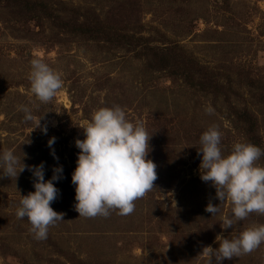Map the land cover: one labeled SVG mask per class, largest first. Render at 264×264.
<instances>
[{
    "label": "rangeland",
    "instance_id": "374dc122",
    "mask_svg": "<svg viewBox=\"0 0 264 264\" xmlns=\"http://www.w3.org/2000/svg\"><path fill=\"white\" fill-rule=\"evenodd\" d=\"M31 2L27 11L18 0H0V150L11 149L25 165L43 161L45 180L54 166L63 167L50 204L63 220L48 227L46 238H34L27 219L15 215L21 196L34 191L32 174L26 167L17 178L0 179V264H71L55 255L57 247L90 264H216L201 253L205 246L218 247L217 235L231 238L264 224V215L253 212L221 228L231 204L221 203L210 182L201 181L197 155L199 136L211 125L221 133L225 155L234 143L249 141L237 125L244 131L255 124L264 146V0ZM39 3L48 7L38 12L40 20L30 19V8H43ZM88 27L106 32H69ZM126 34L128 41L144 39L131 50L124 44ZM175 42L224 71L218 94L212 84L187 85L190 78L175 68L174 76L165 73L170 63L161 60H172ZM146 45L151 50L143 49ZM33 58L62 80L47 103L30 91ZM19 105L30 108L32 121L23 119ZM114 105L130 121H141L151 136L148 158L156 164L157 178L130 214L111 210L107 217L78 218L71 183L79 151L74 141L83 139L79 127L94 110ZM237 114L241 119L234 124ZM52 137L58 159L47 145ZM257 163L264 166V157ZM209 202L221 203L213 216L205 211ZM221 264H264V243Z\"/></svg>",
    "mask_w": 264,
    "mask_h": 264
},
{
    "label": "clouds",
    "instance_id": "9594fccd",
    "mask_svg": "<svg viewBox=\"0 0 264 264\" xmlns=\"http://www.w3.org/2000/svg\"><path fill=\"white\" fill-rule=\"evenodd\" d=\"M28 79L31 93L41 103L49 102L62 87L59 74L39 58L30 61ZM18 110L24 113L25 121L34 119L28 106L19 105ZM79 128L83 139L74 141L79 151L71 174L78 218L107 217L111 210H117L119 215L130 214L134 201L150 191L157 178L156 164L148 158L151 136L147 135L141 121L127 119L118 105L94 110L91 119ZM42 131L46 134V127ZM54 142L55 137H52L47 145L53 158L58 159L52 149ZM197 155L201 181L210 182L221 203L231 204V214L220 222L222 229L233 227L250 213L264 215V166L257 163L264 152L258 146L236 142L225 155L221 150V133L211 125L199 136ZM26 167L34 178V191L21 196L15 215L18 219L26 218L34 238L40 240L46 238L50 225L63 220L62 214L50 206L57 197L59 190L54 182L63 178V167L54 166L52 176L45 180L43 161L38 165H25L11 149L0 150V179L17 178ZM219 205L209 202L205 211L213 216L219 212ZM215 239L218 247L205 246L201 254L214 257L216 264H221L264 243V224L246 227L231 238L217 235Z\"/></svg>",
    "mask_w": 264,
    "mask_h": 264
},
{
    "label": "trees",
    "instance_id": "16d2710c",
    "mask_svg": "<svg viewBox=\"0 0 264 264\" xmlns=\"http://www.w3.org/2000/svg\"><path fill=\"white\" fill-rule=\"evenodd\" d=\"M18 1H20L22 4H25L24 9H26L27 11L29 10L31 3L33 4V2H31V0H18ZM40 4L43 6L42 9H40V8L35 9L34 7H33V9L30 8V10L36 11L35 13L33 11L32 14H29V15L27 14V16L30 19H32V18H34L35 20L41 19L38 12H43L44 8L48 7V4L43 5L42 3H39L38 5H40ZM35 5H37V4H35ZM39 25H41V24H39ZM42 27L44 28V25ZM104 31L106 32L105 28L97 30L95 28H89V27H88V29L74 28L72 30H69V32L75 33L74 35H85L87 33L102 34ZM61 33H64V32L60 31L58 34H61ZM133 33H135V32H133ZM124 37L127 41V42L125 41V43H124L126 45V48H129L131 50H132V48L136 49L137 47H139L138 42H141V40L144 39L143 37H139L138 39H136L134 36V37H131L130 41H128L129 39L127 37V34ZM113 40L114 39H112V38L109 39V41H113ZM116 40L118 41V38H116ZM146 42H148V41H146ZM119 44H121V43H119ZM164 48L169 49V48H166V46H164ZM143 49H147V50L150 49L151 50V48L147 47V45ZM171 49H174V51L171 52V54L173 55L172 60H170V61L166 60V59L161 60V61L170 63L169 64V71H165V73H167V74L169 73V76H174L175 71H173V70L177 69V75H179V72L182 71V73H180V74H182L184 76V78H190V79H185V81L187 82V83L186 82L185 83L187 85H189V86L191 85L192 87L196 86V87L203 89V87H205V86L207 87L208 85L212 84L215 87L214 92H216L218 94V92L220 90L219 86L221 84V81H223L222 78L225 75L224 71H221V68H219L215 65L202 63L199 59H197V57L193 53L188 51L180 43L175 42V45ZM253 85H255L257 87L258 83L257 84L253 83ZM261 96H262L261 100H262V102H264V93H261ZM240 115L243 116V113L242 114L240 113ZM240 119H241V116H238V114H237L236 119H233L234 124H237ZM248 119L250 121H252V119H250V118H248ZM237 126H238L240 132H244L241 134H244L245 137H247L249 139V141L247 143H251V144L258 146L262 150V152H264V146L262 145V143L260 141L261 137H259V135H257V129H256L255 124L252 127L250 126L251 127L250 130L244 129V131H242L243 128L241 126H239V125H237ZM261 156L264 157V155H261ZM54 252H55V255H57V256H59V255L66 256L67 260L71 264H90L89 262L83 261L79 257L77 259L75 257L74 253L64 255L65 252H63V250L59 249L58 247ZM51 260H53V259L50 258L49 261H51Z\"/></svg>",
    "mask_w": 264,
    "mask_h": 264
}]
</instances>
